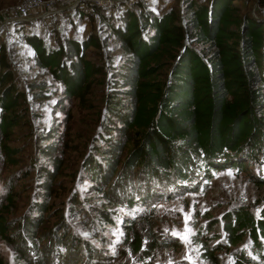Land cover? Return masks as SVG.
Returning a JSON list of instances; mask_svg holds the SVG:
<instances>
[{"label": "trees", "instance_id": "1", "mask_svg": "<svg viewBox=\"0 0 264 264\" xmlns=\"http://www.w3.org/2000/svg\"><path fill=\"white\" fill-rule=\"evenodd\" d=\"M135 3L138 10L96 6L107 27L102 40L95 34L66 36L49 47L37 35L25 36L35 62L48 68L65 96L80 101L91 85L107 86L101 130L93 142L102 144L94 146L88 158L95 171L94 189L107 194L104 187L117 177L120 165L131 173L177 178L178 187L187 185V165L193 160L199 161L204 176L228 167L242 169L244 162L264 152V18L233 0H181L182 14L174 7L155 12ZM90 46L105 47V53L87 57ZM0 63L7 65L3 57ZM10 77L9 71H0V133L5 138L21 119L16 107L22 92L7 83ZM46 85L36 83V93L46 96ZM43 132L40 154L54 160L58 137L51 138L54 130ZM16 150L7 142L1 145L7 160L14 161ZM54 167L40 169L37 175L42 194L50 193ZM256 180L264 182V177ZM34 206L36 213L48 209L43 199ZM2 210L0 205V236L14 241ZM100 211L111 221V210L104 206ZM36 213L30 220L34 226L40 219ZM223 229L230 244L247 233L256 254L264 256V206L257 217L243 208L227 213ZM202 233H196L199 240ZM133 235L131 245L140 249L141 236L135 231ZM221 243L201 240L202 256L215 264ZM237 260L250 258L242 254ZM0 264H7L1 255Z\"/></svg>", "mask_w": 264, "mask_h": 264}, {"label": "rangeland", "instance_id": "2", "mask_svg": "<svg viewBox=\"0 0 264 264\" xmlns=\"http://www.w3.org/2000/svg\"><path fill=\"white\" fill-rule=\"evenodd\" d=\"M21 1L0 0V58L7 64L0 63V71H9L7 83L22 92L16 107L20 123L9 139L0 133V205L8 232L15 234L14 241L0 236V255L7 264H212L202 256L201 240L222 241L215 264H264V256L256 254L247 233L230 244L223 229L227 213L243 208L257 217L264 206V182L256 180L264 177V152L244 162L242 169H218L210 176H204L199 161L193 160L187 165L190 179L180 187L176 177L145 176L120 165L117 177L104 187L107 194L97 191L88 158L94 146L102 144L93 142L101 130L98 122L105 114L107 86L91 85L80 101L75 95L65 96L48 68L35 62L25 36L37 35L55 47L66 36L81 39L95 34L102 40L107 27L98 18L97 7L87 1L61 4V11L52 16L1 18L5 7ZM139 1L155 12L174 7L182 14L181 0H118L103 10L114 5L138 10L135 2ZM260 1L233 3L256 16L264 4ZM87 50L91 58H98L96 52L105 53V47ZM38 82L47 84L46 96L36 93ZM49 130L55 132L51 138L58 137L54 160L40 154L43 131ZM3 142L16 146L14 161L2 154ZM53 167L50 193L42 194L37 175L40 169ZM42 199L48 209L36 213L34 202ZM104 206L112 211L111 221L101 215ZM34 213L40 216L36 226L30 221ZM130 225L134 230H129ZM134 231L142 239L137 250L131 245ZM242 254L250 260L238 261Z\"/></svg>", "mask_w": 264, "mask_h": 264}, {"label": "built area", "instance_id": "3", "mask_svg": "<svg viewBox=\"0 0 264 264\" xmlns=\"http://www.w3.org/2000/svg\"><path fill=\"white\" fill-rule=\"evenodd\" d=\"M90 2L92 6H108L118 0H22L17 4H12L4 8L1 18L16 20L28 18L30 16H51L60 12L61 4L73 6L77 2ZM260 15L264 18V4L260 8Z\"/></svg>", "mask_w": 264, "mask_h": 264}]
</instances>
